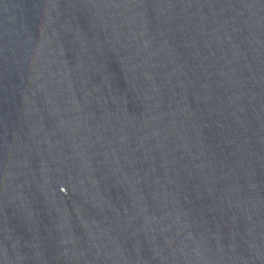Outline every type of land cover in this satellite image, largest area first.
<instances>
[{
  "label": "water",
  "instance_id": "95a60500",
  "mask_svg": "<svg viewBox=\"0 0 264 264\" xmlns=\"http://www.w3.org/2000/svg\"><path fill=\"white\" fill-rule=\"evenodd\" d=\"M0 264H264V0H0Z\"/></svg>",
  "mask_w": 264,
  "mask_h": 264
}]
</instances>
